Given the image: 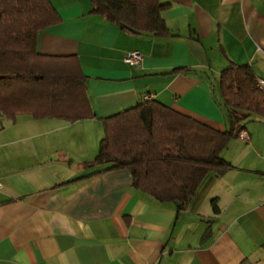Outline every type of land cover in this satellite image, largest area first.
Returning <instances> with one entry per match:
<instances>
[{"label":"crops","instance_id":"0c3cea01","mask_svg":"<svg viewBox=\"0 0 264 264\" xmlns=\"http://www.w3.org/2000/svg\"><path fill=\"white\" fill-rule=\"evenodd\" d=\"M160 1L169 38L121 31L88 0H51L61 22L37 52L78 58L95 119L0 115V264H264V119L245 121L247 139L220 154L232 169L209 173L181 212L135 190L126 169L81 166L97 154L99 120L143 95L223 132L212 80L233 63L264 81V0ZM129 51L139 67L124 63ZM176 68L188 71L167 75Z\"/></svg>","mask_w":264,"mask_h":264},{"label":"trees","instance_id":"16d2710c","mask_svg":"<svg viewBox=\"0 0 264 264\" xmlns=\"http://www.w3.org/2000/svg\"><path fill=\"white\" fill-rule=\"evenodd\" d=\"M88 1L91 15L101 16L121 31L171 37L163 18L167 3ZM60 22L51 0H0V115L10 120L27 115L70 123L95 119L78 58L37 52L39 34ZM187 71L176 68L167 75ZM216 103L227 126L223 132L155 100L102 118L104 135L97 154L81 166L126 169L135 190L184 211L209 173L222 176L232 169L220 154L238 137L245 121L252 115L264 119V92L247 64L230 63L219 73ZM240 264L250 262L245 259Z\"/></svg>","mask_w":264,"mask_h":264},{"label":"built area","instance_id":"2783aa9c","mask_svg":"<svg viewBox=\"0 0 264 264\" xmlns=\"http://www.w3.org/2000/svg\"><path fill=\"white\" fill-rule=\"evenodd\" d=\"M143 60V55L139 51H129L126 52L123 61L125 64H127L130 67H139L141 65V62ZM257 85L260 87V89L264 92V81L256 79ZM152 100L151 95H143L141 98V102H146ZM239 137L241 139H247V135L244 132L239 133Z\"/></svg>","mask_w":264,"mask_h":264},{"label":"rangeland","instance_id":"374dc122","mask_svg":"<svg viewBox=\"0 0 264 264\" xmlns=\"http://www.w3.org/2000/svg\"><path fill=\"white\" fill-rule=\"evenodd\" d=\"M213 85H215L214 87H216V91L218 93V80H212Z\"/></svg>","mask_w":264,"mask_h":264}]
</instances>
